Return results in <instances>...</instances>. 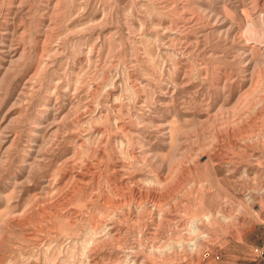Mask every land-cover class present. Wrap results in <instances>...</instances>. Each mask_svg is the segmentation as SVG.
Listing matches in <instances>:
<instances>
[{"label": "rangeland", "instance_id": "obj_1", "mask_svg": "<svg viewBox=\"0 0 264 264\" xmlns=\"http://www.w3.org/2000/svg\"><path fill=\"white\" fill-rule=\"evenodd\" d=\"M0 264H264V0H0Z\"/></svg>", "mask_w": 264, "mask_h": 264}, {"label": "clouds", "instance_id": "obj_2", "mask_svg": "<svg viewBox=\"0 0 264 264\" xmlns=\"http://www.w3.org/2000/svg\"><path fill=\"white\" fill-rule=\"evenodd\" d=\"M202 239H206V237H201ZM190 251H196V248H195V245H191L190 248H189Z\"/></svg>", "mask_w": 264, "mask_h": 264}]
</instances>
